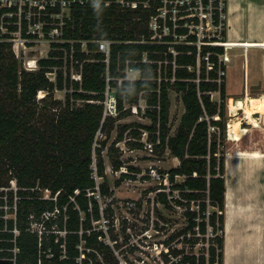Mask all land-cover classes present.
Returning a JSON list of instances; mask_svg holds the SVG:
<instances>
[{
	"label": "trees",
	"instance_id": "obj_1",
	"mask_svg": "<svg viewBox=\"0 0 264 264\" xmlns=\"http://www.w3.org/2000/svg\"><path fill=\"white\" fill-rule=\"evenodd\" d=\"M162 6V0L136 10L103 4L99 18L91 6H75L72 19L64 29L65 38L89 42L88 51L82 50L80 42L75 43L74 60H79L80 64L75 65L77 75L73 78L70 68L64 77V70L60 68L64 54L58 50L39 59L38 70L24 69L12 43L7 41L9 34L0 30V186H9L12 179L18 185L16 191L7 192L6 201L14 208L15 217L4 220L0 211L1 257L16 258V264H102L99 256L112 261V248L100 239L103 231L93 225V221L102 217L96 197L94 161L97 174L103 180L100 194L114 195L107 182L102 155L106 142L95 146L98 132H104L114 119L102 121L100 102L104 99L106 78L110 76L121 115L140 111L137 104L144 93L146 115L152 119L149 125H124L117 141L123 140L124 131L130 128L131 135L140 140V129H146L156 148L168 149L179 159V165L163 171L170 174L173 182L172 199L166 192L158 191L155 200L165 206H171L172 201L181 205L183 201L174 197V191L179 190L187 201L188 220L179 235H184V240L192 246L208 244L200 255L171 246L166 258L169 254L183 253L179 257L180 264H224L227 96L225 77L222 76L221 83L218 78L220 69L225 70L220 56L226 53V48L225 44L210 43H203L199 48L198 36L185 26L186 19H179L175 27L169 15L166 19L158 16V8ZM6 10L0 7V21ZM152 16H157V31L150 26ZM215 21L219 22L218 11ZM223 23L220 42L225 43V19ZM165 26L170 30L168 34H164ZM157 32L162 34L161 39L155 36ZM181 35L187 37L180 39ZM96 39L114 41L109 66L104 61L105 54L92 42ZM212 41L219 40L214 37ZM64 46L70 47V44L64 43ZM172 47L177 54L170 51ZM145 55L147 61H144ZM128 61L132 69L141 71V78L126 79ZM55 67L57 76L53 81L47 73ZM146 76L151 78L146 80ZM56 89H67L66 100L64 103L51 100L59 110L51 116L44 110L46 104L40 106L37 96L43 90L47 92L43 101L48 96L53 98ZM170 89L182 93L185 105L174 134L170 133L169 126ZM214 92H219V101L213 99ZM124 99L133 106L123 110ZM77 100L84 103L78 105ZM211 126L215 129H210ZM138 140L130 139L127 144L142 148L143 143ZM113 166L121 169L123 162L113 158ZM129 170L137 171L133 166H129ZM178 176H182L183 181H177ZM127 178L135 179L134 175L123 173L117 184ZM40 189L49 190L50 196L41 195ZM3 204L5 201L0 198V205ZM209 207L216 210L209 211ZM46 212L51 213L47 219L43 217ZM42 219L45 229L40 241L39 232L31 230V223ZM219 230L221 235H217ZM62 232L65 234L61 235ZM208 233L212 235L208 237ZM176 237L173 235L164 244H170ZM0 264L14 262L0 260Z\"/></svg>",
	"mask_w": 264,
	"mask_h": 264
},
{
	"label": "rangeland",
	"instance_id": "obj_2",
	"mask_svg": "<svg viewBox=\"0 0 264 264\" xmlns=\"http://www.w3.org/2000/svg\"><path fill=\"white\" fill-rule=\"evenodd\" d=\"M177 12L174 11L172 14L175 16ZM177 19H180L179 15ZM221 19H224L223 15H221ZM203 25L208 26L206 22ZM204 32L212 33L211 30L208 29ZM29 43V46H33L34 50H29L27 58L38 57V59H42L48 56L51 48V42L48 37L39 36L36 39H30ZM21 50H26V46H21ZM220 59L225 63V57L223 55L220 56ZM25 60L26 56L24 60L19 59V64L24 69ZM242 61L240 57L237 59H230L228 63L227 78L231 93L236 91L241 84L243 76ZM262 70L264 73V55L257 54L252 56L251 73L254 74L256 71L261 73ZM67 71L68 70H64V77L67 76ZM76 75V70L72 68L71 77L73 78ZM134 75L135 74H130L131 77H134ZM47 76L53 81H56V70L54 69L52 72H48ZM136 76L139 77V74H136ZM225 76L226 74L224 77ZM66 92L67 89H56L53 91V98L48 96L43 101V97H45L47 92L41 90L38 93L37 99L40 101V106H44V104L47 105V108L44 110L48 111L51 116H55L59 110L56 105L51 103V100L58 99L62 100L64 103L66 100ZM212 97L214 100H220L219 93H213ZM241 99L242 98H238L237 101L235 99H230V101L226 100V115L229 114L230 109L233 113L237 112V103H239L238 101H241ZM83 103L82 100H77L76 102L78 105ZM138 103L140 104V111L114 118L113 121L108 123L104 132L99 131L97 134L96 147L100 146L101 141L105 140L106 142V148L103 150L102 155L105 161L108 185L110 188L114 189V196L112 197L103 195L98 196L100 207L103 209L101 212L102 217L101 220L93 221V225L98 230L103 231L104 236L102 239L105 243L110 245L113 252L112 261H108L102 256H99V259L102 264H180L178 263L179 257H181L183 253L178 256L169 254L166 258L165 254L169 252L171 246L174 249L185 251V253L193 252L196 255H200L208 244L197 243L192 246L184 240V235H179L180 231L188 225L185 214L186 210L184 208L186 207L185 205L171 202V206H165L155 200L159 183L150 175L152 170L151 166L163 172L178 164L177 162L175 163L173 157L169 155L168 150L162 151V149L156 147L153 152H149L143 147L131 149L127 141L132 139L134 142L138 139L131 135V128L124 131L123 140L117 141L118 133L124 125L135 123L149 125L152 123L151 117L146 115L147 100L144 93L140 95ZM127 105H130L129 107L133 106L130 103ZM184 111L185 105L182 100V93L175 89H170L169 126L171 134H173L179 126ZM258 115L260 116V114ZM255 120L258 122L257 125H259L261 119ZM225 145L227 147V142H225ZM95 156L96 153L94 152V157ZM116 157L123 162L122 167L125 168L126 171L129 170V166H133L137 169V175L134 176L136 179L127 178L123 180L121 184H117L122 174L119 172L120 169H116L113 166V158ZM139 175H141L140 178ZM97 180L100 183L103 181L102 177L99 176H97ZM177 181H183V177L178 176ZM17 189L18 185L15 179L9 181V186H0V198L5 201V204L0 205V211L3 212L2 218L4 220L15 217L14 208L9 204L7 205L6 201L7 192L10 190L16 191ZM177 193V191L174 192L175 195H177ZM40 194L49 197L50 191L47 189H40ZM113 197L114 200L112 201ZM192 206L196 207L194 204H192ZM108 207H110L109 210H107ZM213 210H216V208L209 207V211ZM32 227L38 228L36 225ZM221 234L222 232L219 230L217 235ZM61 235H64V233L62 232ZM173 235H177V237L172 240L170 244H164V241L168 240Z\"/></svg>",
	"mask_w": 264,
	"mask_h": 264
},
{
	"label": "crops",
	"instance_id": "obj_3",
	"mask_svg": "<svg viewBox=\"0 0 264 264\" xmlns=\"http://www.w3.org/2000/svg\"><path fill=\"white\" fill-rule=\"evenodd\" d=\"M225 20L226 100L242 99L226 124L224 264H264V118L254 113L257 125L243 115L251 100L264 99L263 70L251 73V57L264 55V0H227ZM240 57L242 81L231 93L228 63Z\"/></svg>",
	"mask_w": 264,
	"mask_h": 264
},
{
	"label": "built area",
	"instance_id": "obj_4",
	"mask_svg": "<svg viewBox=\"0 0 264 264\" xmlns=\"http://www.w3.org/2000/svg\"><path fill=\"white\" fill-rule=\"evenodd\" d=\"M156 0H103V4L109 6L111 4L116 5L120 9L123 10H136L142 6H148L150 3L155 2ZM163 6L158 8L159 15L163 19H166L169 15V19L174 22V26L178 24V15L180 19L185 20V26L189 28L190 33H195L198 36V46L203 43L210 44H225L220 42L222 39V30L224 28L223 20L225 19L226 14L224 10L226 9L227 0H162ZM217 3V5H216ZM77 5H89L90 0H0V7L7 9L0 21V30L2 33L9 34V38L7 41L12 43L13 51L15 53L16 58L19 60H24L26 56V60L24 61V66L26 70H38L40 68L38 57L27 58L29 50H34L33 46H29L30 39H36L39 36L48 37L51 42L50 51L58 50L63 52V65L60 67L63 70L75 68L76 64H80L79 60H74V53L76 52L75 43H81L82 50L88 51L87 44L88 40H73L65 38V27L68 25L69 21H71L73 16V8ZM211 7V8H210ZM209 8V10H208ZM177 12L175 16L172 12ZM219 12V22L215 21L216 12ZM221 15L224 16V19H221ZM223 18V17H222ZM207 23L208 26L203 25ZM177 23V24H176ZM179 25V24H178ZM177 25V26H178ZM16 27L15 30H11V27ZM150 26L153 30L157 31V16H152ZM211 30L212 33H205V30ZM164 34L169 33V28L165 26L163 29ZM155 36H159L162 38V34L156 33ZM177 38L178 36L174 34ZM187 35H181L180 39H185ZM218 38L219 41H212L213 38ZM97 45V50L103 52L105 54L104 61L109 66L110 63V54L111 47L114 43L113 40L109 39H96L92 40ZM105 42H107V47H104ZM64 43H69L70 47L64 46ZM21 46H26V50H21ZM29 46V47H28ZM170 51L174 54H177L176 50L172 47ZM49 56V54H48ZM47 56V57H48ZM144 61H147V57L145 55ZM175 64V62H173ZM82 64V63H81ZM191 68V67H190ZM55 70L57 67L54 68ZM126 79L135 80L141 78V71L134 70L129 66V61L127 62V67L125 70ZM130 74H135L134 77H131ZM139 74V77L136 76ZM226 74V71L220 69V76L218 78V82H222V76ZM51 79V78H50ZM52 80V79H51ZM111 77L107 76L106 78V89L104 91V99L100 101L103 105V119L105 120L109 118H118L122 110L120 109L119 99L116 94V88H114L110 83ZM127 100L123 101V110L129 108L130 105H127ZM139 104V103H138ZM137 106L139 107L140 104ZM147 108V107H146ZM210 129L214 130L215 127H210ZM141 130V139L138 140L143 143V148L148 150L149 152H153L156 144L149 139V132L146 129ZM94 169V177L97 180V165L94 161L93 163ZM150 175L158 181L159 187L158 191H164L169 194V199H172L171 187L173 182L170 179V174L168 172H160L157 169H154L151 166ZM121 174L126 173L129 175H137L136 171H126L125 168H121L119 170ZM141 175H139L140 178ZM100 177V176H99ZM136 179V177H135ZM96 197L101 196L100 194V182L97 180L96 185ZM177 191V195L174 194L175 198H179L183 201L185 205L187 201L180 196L179 190ZM174 191V192H175ZM113 199V198H112ZM99 201V199H98ZM173 202V201H172ZM187 210V206L184 207ZM198 209L197 207H193ZM103 209H101L102 212ZM210 212H208L209 214ZM51 215L50 212L44 213V218H49ZM101 220V219H100ZM44 219L41 222L35 220L31 223V227L36 225L38 228H33L32 231L39 232V239L42 240V233L45 229ZM15 232H17L15 230ZM64 233V232H63ZM65 234V233H64ZM211 233H208V237L211 236ZM102 240V237H100ZM79 248L82 249V246L79 245ZM14 252H17V249H14ZM0 260H10L16 264V258H4L0 255ZM28 264V263H25ZM91 264V263H90Z\"/></svg>",
	"mask_w": 264,
	"mask_h": 264
},
{
	"label": "bare ground",
	"instance_id": "obj_5",
	"mask_svg": "<svg viewBox=\"0 0 264 264\" xmlns=\"http://www.w3.org/2000/svg\"><path fill=\"white\" fill-rule=\"evenodd\" d=\"M254 113H261V118H264V99L251 100L250 104L246 105L243 115L246 118H250V120H253Z\"/></svg>",
	"mask_w": 264,
	"mask_h": 264
},
{
	"label": "clouds",
	"instance_id": "obj_6",
	"mask_svg": "<svg viewBox=\"0 0 264 264\" xmlns=\"http://www.w3.org/2000/svg\"><path fill=\"white\" fill-rule=\"evenodd\" d=\"M90 6L93 9L94 14L97 16V18L101 17L103 14V0H90ZM104 47H107V42H105ZM150 76L144 77V79H150Z\"/></svg>",
	"mask_w": 264,
	"mask_h": 264
}]
</instances>
